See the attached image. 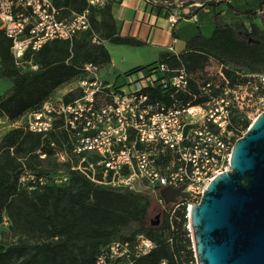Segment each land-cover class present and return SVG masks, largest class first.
<instances>
[{
	"label": "built area",
	"instance_id": "2783aa9c",
	"mask_svg": "<svg viewBox=\"0 0 264 264\" xmlns=\"http://www.w3.org/2000/svg\"><path fill=\"white\" fill-rule=\"evenodd\" d=\"M87 1L96 6L106 2ZM233 2L175 0L176 6L163 18L172 32L180 22L199 24L203 14L217 16ZM243 21L249 31L255 25L264 35V3L252 19ZM90 27L88 10L64 12L54 0H0V30L11 39V53L19 64L28 51L57 38L73 40ZM177 43L178 37L172 35L166 50L179 56L183 48L178 50ZM148 65L112 79L104 66L86 61L75 77L76 85L67 91L78 90L72 99L64 100L67 92L50 95L18 117L17 127L27 132L43 139L56 135L58 140L48 145L65 167L52 174L24 167L20 186L30 192L49 184L64 185L72 173H79L95 184L149 191L164 209L184 205L189 217L209 182L229 167L239 138L234 116L254 120L264 111V71L237 68L214 57L195 72L184 63ZM158 89L170 102L155 96ZM169 186L184 189L176 203L165 204L160 192ZM155 247L154 240L139 232L133 241L110 242L95 264H134Z\"/></svg>",
	"mask_w": 264,
	"mask_h": 264
},
{
	"label": "trees",
	"instance_id": "16d2710c",
	"mask_svg": "<svg viewBox=\"0 0 264 264\" xmlns=\"http://www.w3.org/2000/svg\"><path fill=\"white\" fill-rule=\"evenodd\" d=\"M122 1L106 0L103 6H96L87 0H54L64 12L88 10L90 29L79 32L73 40L57 38L37 51H28L21 64L11 53V39L0 30V78L12 82L0 93V112L17 119L78 76L84 62L106 66L112 61L107 43L146 45V40L119 31L116 12ZM263 3L238 9L233 2L228 9L235 11L236 16L243 14L244 19H252ZM175 6V0L147 3V9L161 17H167ZM244 19L237 17L234 22L223 23L217 22L215 15L209 35L198 24L179 56L161 50L150 65L166 62L176 67L184 63L195 72L214 57L237 68L264 71V35L255 25L249 31ZM172 35L180 36L175 30ZM28 62L36 68H26ZM147 66H135L125 73ZM77 92H67L64 100L69 101ZM154 92L157 98L170 102L169 96L161 95L159 89ZM234 123L239 128L249 126L238 115L234 116ZM53 139L58 140L55 134L43 139L40 134L15 127L0 140V222L6 212L12 231L18 235L16 243L0 244V264H95L98 254L110 242L133 241L139 232H145L156 247L134 264H197L184 205L163 208L159 223L145 226L143 222L155 195L149 191L95 184L79 173H72L64 185L49 184L30 192L22 188L18 179L24 167L43 174L54 173L58 165L65 168L48 145ZM24 236L33 241H26Z\"/></svg>",
	"mask_w": 264,
	"mask_h": 264
},
{
	"label": "water",
	"instance_id": "95a60500",
	"mask_svg": "<svg viewBox=\"0 0 264 264\" xmlns=\"http://www.w3.org/2000/svg\"><path fill=\"white\" fill-rule=\"evenodd\" d=\"M183 189L165 187L160 196L176 203ZM189 228L197 264H264V111L236 139L228 169L192 204Z\"/></svg>",
	"mask_w": 264,
	"mask_h": 264
},
{
	"label": "rangeland",
	"instance_id": "374dc122",
	"mask_svg": "<svg viewBox=\"0 0 264 264\" xmlns=\"http://www.w3.org/2000/svg\"><path fill=\"white\" fill-rule=\"evenodd\" d=\"M261 2H264V0H234V6L238 9H244V7L250 5L255 7ZM201 17L202 20L201 22H199L200 29L204 34L209 35L214 24L213 16L210 17L203 14ZM237 17L244 19L243 14L236 16L232 9L229 10L228 8L224 7V9H222V11L217 15L216 21L223 23L234 22L237 20ZM158 25H160V27H156L155 30L149 34V36H146L145 34V39H148V43L144 46L117 45L107 43L106 46L112 54L113 63L104 66V71L105 73H107L106 75L114 79L119 73L123 74L126 71L125 69H130L138 65H147L156 61L158 59L159 52L161 50H165L167 48V45L171 43L172 39L171 33L168 31L169 27H167L166 19H159ZM174 30L180 34V36H178L177 49L181 50L185 47L186 39L198 30V24L180 22L179 24H177ZM25 67L34 68L31 62H28ZM123 78V76H120L119 81H123ZM11 85V81L0 78V93H4L8 88L11 87ZM75 85L76 78H71L67 84L61 85L55 90V93L53 94L54 97L62 96V93L64 91L73 88ZM247 121L249 122L250 126L253 118H250ZM17 125H19V123L16 122V119H9L7 116L0 112V140L6 132H8L12 128L17 127ZM238 130V137H240L247 129L241 126ZM64 170L65 168L58 165V169L54 171V173H62ZM162 209L163 204L161 203L160 199L156 195H153L150 210L143 222L144 225H151L150 221L156 220L157 215H159V219H161ZM11 224V219L5 212L4 219L2 222H0V244H3L4 246L16 243L18 240V235H15L12 231ZM188 226L189 221L187 222V227ZM190 236L193 243L191 230ZM24 238L26 241H33L30 237L24 236Z\"/></svg>",
	"mask_w": 264,
	"mask_h": 264
},
{
	"label": "crops",
	"instance_id": "0c3cea01",
	"mask_svg": "<svg viewBox=\"0 0 264 264\" xmlns=\"http://www.w3.org/2000/svg\"><path fill=\"white\" fill-rule=\"evenodd\" d=\"M161 18L163 17L153 14L147 9V4L144 0H123L116 12L118 29L122 34H131L139 38H142L147 42L148 39H145V37L149 36V34L152 31H154L156 27H160V25L158 24H159V19ZM168 31L171 33L172 36V32L169 29ZM112 63H113V59L107 65H110ZM125 70L127 71L129 69H125ZM68 82L69 81L63 83L62 85L67 84ZM68 90L69 89L64 91L62 94H65ZM54 93L55 91L53 92V94Z\"/></svg>",
	"mask_w": 264,
	"mask_h": 264
},
{
	"label": "flooded vegetation",
	"instance_id": "af4514ba",
	"mask_svg": "<svg viewBox=\"0 0 264 264\" xmlns=\"http://www.w3.org/2000/svg\"><path fill=\"white\" fill-rule=\"evenodd\" d=\"M150 223H152V220L150 221Z\"/></svg>",
	"mask_w": 264,
	"mask_h": 264
}]
</instances>
